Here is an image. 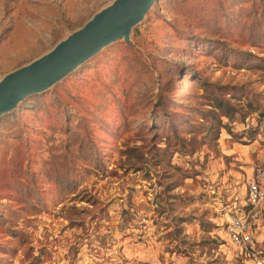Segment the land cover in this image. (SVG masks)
<instances>
[{
	"label": "rangeland",
	"instance_id": "374dc122",
	"mask_svg": "<svg viewBox=\"0 0 264 264\" xmlns=\"http://www.w3.org/2000/svg\"><path fill=\"white\" fill-rule=\"evenodd\" d=\"M113 0H0V78ZM264 0H156L0 116V264H264L228 240L264 171ZM264 187V181H263Z\"/></svg>",
	"mask_w": 264,
	"mask_h": 264
},
{
	"label": "water",
	"instance_id": "95a60500",
	"mask_svg": "<svg viewBox=\"0 0 264 264\" xmlns=\"http://www.w3.org/2000/svg\"><path fill=\"white\" fill-rule=\"evenodd\" d=\"M156 0H113L49 51L0 78V116L84 63L108 44L129 42L132 28Z\"/></svg>",
	"mask_w": 264,
	"mask_h": 264
},
{
	"label": "built area",
	"instance_id": "2783aa9c",
	"mask_svg": "<svg viewBox=\"0 0 264 264\" xmlns=\"http://www.w3.org/2000/svg\"><path fill=\"white\" fill-rule=\"evenodd\" d=\"M264 171L256 170L247 182L248 211L231 215L225 222V231L229 242L246 256L256 258L254 228L260 226V211L264 201ZM255 264H262L257 260Z\"/></svg>",
	"mask_w": 264,
	"mask_h": 264
},
{
	"label": "trees",
	"instance_id": "16d2710c",
	"mask_svg": "<svg viewBox=\"0 0 264 264\" xmlns=\"http://www.w3.org/2000/svg\"><path fill=\"white\" fill-rule=\"evenodd\" d=\"M260 60H264V58H262V59H260ZM255 67L264 70V64H263V65H261V64L259 65V64H258V65H256Z\"/></svg>",
	"mask_w": 264,
	"mask_h": 264
}]
</instances>
